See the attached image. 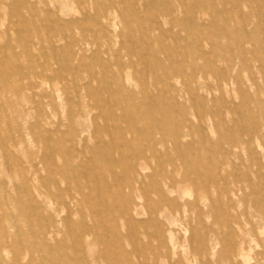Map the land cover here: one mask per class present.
Returning a JSON list of instances; mask_svg holds the SVG:
<instances>
[{"label":"rangeland","instance_id":"1","mask_svg":"<svg viewBox=\"0 0 264 264\" xmlns=\"http://www.w3.org/2000/svg\"><path fill=\"white\" fill-rule=\"evenodd\" d=\"M0 1V85L5 74L14 79L6 95L0 97V241L4 242L0 264H13L14 259L19 264H165L160 255L167 254L168 248L158 240L161 236L168 244L165 227H139L128 235L127 223L119 216L116 182L107 179L110 191L94 197L91 207L83 202L88 191L79 193L75 186L82 173L98 175L103 171L102 159L94 149L105 146L108 157L120 161L114 169L125 182L131 176L125 164L137 166L141 161L135 154L144 151L152 168L147 173L154 175L161 188V175L179 166L181 158L167 141L156 147L161 153L158 161L152 159L145 145L154 144L159 135L149 141L144 131L156 124L190 134L181 140L187 148L184 158L192 166L214 172L223 164L227 181L241 180L244 190L234 202L236 210L226 208V221L238 213L251 217L255 205L264 207V131L259 140L253 135L244 136V144L239 141L245 127L264 128V62L258 58L264 61V52L246 54L249 70L238 73L241 85L228 88L223 102L207 98L203 103L184 101L179 97L189 85L192 60L179 52L171 35L156 32L149 43L144 37L150 27H161V12L173 0ZM182 2L186 7L201 2L217 13L226 11V39L220 40L226 43V58L235 54L243 33L259 37L264 46V0ZM103 11L110 13L114 32L109 36L105 33L109 31L97 32ZM100 21L106 25L105 20ZM217 23L222 25L219 20ZM78 26L89 34H100V50L80 44L78 54L93 78L63 67L69 49L79 50L69 39L71 35L79 38ZM54 39H58L53 42L55 52L50 44ZM195 64L209 68L206 60L196 58ZM213 65L222 67L223 62ZM40 73L46 74L47 81L38 87ZM207 111L220 112V117L200 121L198 115ZM131 113L142 121L136 125L125 117ZM182 119L187 120L184 127ZM237 138L235 144L230 143ZM60 170L67 172L69 182L60 183L58 190L53 183L62 179ZM150 183L145 180L146 196L140 199L122 184L124 200L130 205L157 203L159 197ZM203 184L217 201L215 186L207 181ZM177 186L179 196L167 194V198L183 205L190 197L181 196L184 185ZM191 192L195 196L200 191L192 188ZM222 213L217 218L204 215L198 222L197 214L189 211L182 225L174 229L175 240L189 252H198L202 263L210 261L213 250L222 252L225 235L226 244L229 238ZM62 217H69L71 228L59 223ZM241 221L246 222L245 215ZM52 222L58 225V233L46 244L40 243L36 234L45 233ZM80 222L96 226L93 235H87L78 226ZM244 227L249 231L251 259L247 264H264V227ZM169 263L186 264L183 257Z\"/></svg>","mask_w":264,"mask_h":264},{"label":"bare ground","instance_id":"2","mask_svg":"<svg viewBox=\"0 0 264 264\" xmlns=\"http://www.w3.org/2000/svg\"><path fill=\"white\" fill-rule=\"evenodd\" d=\"M161 17V27H150L145 31L144 37L149 43V40L156 32L166 36L171 35L172 39L179 44V52H182L185 56L192 60L189 64L191 68L189 85L186 88L184 95H180L179 97L184 101H193L197 99L200 103H203L206 101L204 98H207L209 101L223 102L224 96L228 94V88L231 86L234 87L241 85V78L238 73L249 70L250 64L247 61L246 54L255 52V54L259 53V55H261V53L264 52V46L262 45L259 37L243 33L242 40L239 41L238 46L235 48V54H230V56L226 58V43L222 44L220 42L222 38L226 39L227 34L225 10L223 13H217L210 10L208 5L201 2H197L191 7H186L183 5L182 0H173L171 5H167L163 9ZM98 19L99 22L97 23V32L109 31L108 33L105 32L107 36H109V33L114 32L112 31L113 29H111L112 27L110 24L111 19L109 12L103 11L99 15ZM100 20H105L106 25H104ZM218 20L222 22V25L217 23ZM77 29L79 30V38L75 39L76 37L71 35L69 39L71 43H75L80 46L79 50L75 52L74 50L69 49L67 58L63 61V67L71 72L78 73L79 71H84L87 73L88 78H93L92 71L87 65L82 63L81 56H78V54L80 55L82 51L80 44L89 46L92 45L100 50V34L95 32L93 34H89V30H86L81 26H78ZM57 41L58 39H54L50 42L53 52L56 51L53 42ZM256 44L259 45V47H257ZM248 47L252 48L248 49ZM196 54L198 55L197 57H195ZM196 58L206 60L209 68L206 69L205 67L197 66L195 64ZM258 58L264 62L262 59L263 57ZM237 60L239 61V64H237ZM73 61H76L78 64L74 65ZM217 61H222L223 66H214L213 64ZM112 68L114 67L112 66ZM105 76L107 77L110 75L106 73ZM1 78L2 84L0 85V97H4L10 86L14 83V79L6 74ZM37 78L39 81H37L35 85L38 87L43 86L47 81L46 74L44 73L38 74ZM126 79L127 81H130L128 77ZM89 91L90 90L88 89V93ZM204 93L207 97H204ZM217 93L221 95L220 98L215 96ZM232 94H237L235 89L232 90ZM213 116L220 117V112L207 111L203 114H199L197 118L201 119L200 121H204V119H212ZM125 117L130 118L136 125L142 121V119L135 113L125 114ZM186 123V119L181 120L182 127H184ZM154 126L155 127H151V130L146 127V130L144 131L149 141H152L153 137L157 138L159 135V138H157L158 140L155 141L154 144L148 143L145 145L146 150L151 153L152 159L158 161L161 153L157 151L156 147L159 144L164 145L167 141L171 142L174 154L180 156L181 158V164L179 166L174 167L171 172H166L164 176L161 175V188L155 182L154 175L147 173L152 168L150 166L149 159L144 154V151L137 150L135 154L138 161H141L137 166L129 163L125 164V170H127L129 175H131L125 182L124 177H122L120 173H117L114 169L116 165L120 164V161L108 157L110 152L107 147L98 146L94 149V151L102 159V163L104 165L103 171L98 173V175L90 173L79 174L80 179L75 182L76 190L79 193H82L84 190L88 191L87 195H83L84 204L91 207L94 205V202H96L94 200L95 198H99L102 193H108L110 191V187L107 179H111L117 183L116 188L119 191V216L127 223L128 235L129 233L135 234L139 227H156L160 229L165 227L168 233V244L166 245L164 238L158 236L160 245L163 248H168L167 254L162 253L160 255L161 261H164L165 264H171L169 263L170 259L175 257H183L186 264H247L251 259L248 256L247 245V236L249 231H247L244 226L246 224H253L257 230L261 226L264 227V207L255 205L256 213L251 215V217H249L246 213H238L237 215H230L226 221V208L236 210L234 202L239 198V192L244 190L241 186V180H232L231 183L227 181L226 169L222 167L224 166L223 164H219L218 170L214 172L201 170L199 167L192 166L184 158L187 153V148L183 144V140H181L187 138L190 134L179 131L178 127L167 130L162 129L158 124ZM210 130H212V128H210ZM261 131H264V128L259 129L255 125L252 128L245 127L239 141L244 144L246 142V140L243 139L244 136L251 137L253 135H255L256 139L259 140L262 136ZM79 133H83V130L79 131ZM238 139L239 138L232 139L230 143L235 144ZM224 143L226 144V139ZM124 144L129 145V143L126 142ZM259 155H261V152ZM59 175L62 179L56 180L53 183L58 190H60V183H66L67 180L69 182L67 172L60 170ZM177 176H180V179L176 181L175 177ZM146 179L150 180V186L154 188V192L159 197V201L152 204L147 202L146 204L134 203L130 205L129 202L124 200V192L121 190L122 184L125 183L130 195H135V198L140 199L141 197L146 196L144 194L145 190L142 187ZM206 181L215 186L214 191L218 196L217 201L213 200L212 193L207 188L208 186L206 187V185L203 184ZM177 184L184 185L181 196H188L191 199L186 200L183 205H179L176 199L167 198V194L179 196ZM191 187L193 189H199L200 192L195 196L192 195ZM72 201L74 203L73 198ZM203 210H206V214L203 213ZM189 211H193L197 214L198 222L202 221L204 215L207 217L217 218L219 216V212L223 211L222 225L225 228L226 226L229 228V238L227 239L226 244L225 235L222 252L217 253L213 250L211 255L212 257L208 262L202 263V259L198 252H189L187 248L180 246L175 240L174 229L183 222L182 220ZM142 215L147 216V218L145 220H141L140 217ZM243 215L246 216V222L241 221V217ZM253 222H255V224ZM59 223L65 224L69 228L72 227L69 217L60 218ZM78 226L86 232L87 235H93L96 227H89L83 222H80ZM259 232L263 233L262 231ZM57 233L58 225L55 222H52L49 229L45 233L40 231L36 235L38 236L40 243L46 244L48 242V238L53 237ZM124 239L126 238L123 237V240ZM217 240L218 242L215 243L216 245L219 244L220 239L218 238ZM3 244L4 242L0 241V246H3ZM13 264H19L18 259H14Z\"/></svg>","mask_w":264,"mask_h":264}]
</instances>
